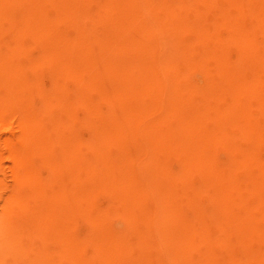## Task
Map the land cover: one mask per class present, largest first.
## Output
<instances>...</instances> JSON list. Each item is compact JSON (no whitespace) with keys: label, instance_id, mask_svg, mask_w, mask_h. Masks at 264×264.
<instances>
[{"label":"bare ground","instance_id":"bare-ground-1","mask_svg":"<svg viewBox=\"0 0 264 264\" xmlns=\"http://www.w3.org/2000/svg\"><path fill=\"white\" fill-rule=\"evenodd\" d=\"M0 264H264V0H0Z\"/></svg>","mask_w":264,"mask_h":264}]
</instances>
